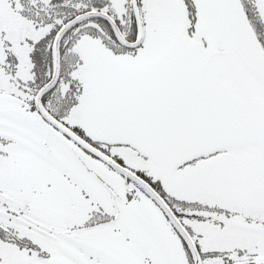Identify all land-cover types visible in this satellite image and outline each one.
Listing matches in <instances>:
<instances>
[{
    "label": "snow or ice",
    "instance_id": "1",
    "mask_svg": "<svg viewBox=\"0 0 264 264\" xmlns=\"http://www.w3.org/2000/svg\"><path fill=\"white\" fill-rule=\"evenodd\" d=\"M0 264H264V0H0Z\"/></svg>",
    "mask_w": 264,
    "mask_h": 264
}]
</instances>
